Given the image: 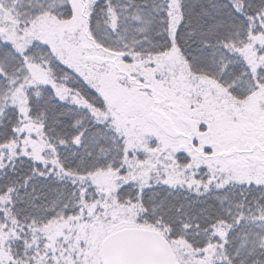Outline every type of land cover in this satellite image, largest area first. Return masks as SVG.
Listing matches in <instances>:
<instances>
[{"label":"snow or ice","instance_id":"6c2138e0","mask_svg":"<svg viewBox=\"0 0 264 264\" xmlns=\"http://www.w3.org/2000/svg\"><path fill=\"white\" fill-rule=\"evenodd\" d=\"M0 264H264V0H0Z\"/></svg>","mask_w":264,"mask_h":264}]
</instances>
